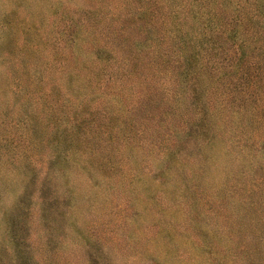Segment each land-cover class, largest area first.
I'll return each mask as SVG.
<instances>
[{"label": "rangeland", "instance_id": "1", "mask_svg": "<svg viewBox=\"0 0 264 264\" xmlns=\"http://www.w3.org/2000/svg\"><path fill=\"white\" fill-rule=\"evenodd\" d=\"M0 264H264V0H0Z\"/></svg>", "mask_w": 264, "mask_h": 264}]
</instances>
